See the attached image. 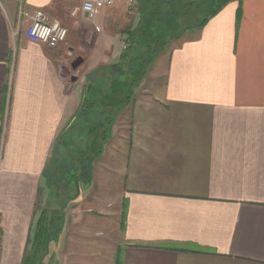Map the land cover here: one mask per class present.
Here are the masks:
<instances>
[{
    "label": "crops",
    "instance_id": "crops-1",
    "mask_svg": "<svg viewBox=\"0 0 264 264\" xmlns=\"http://www.w3.org/2000/svg\"><path fill=\"white\" fill-rule=\"evenodd\" d=\"M83 1L0 0V264H22L40 208L64 212L55 264H264V0L228 1L159 53L68 199L45 178L51 150L87 83L104 90L124 63L129 21L125 0L72 15ZM36 9L67 29L63 42L26 38L21 11Z\"/></svg>",
    "mask_w": 264,
    "mask_h": 264
},
{
    "label": "trees",
    "instance_id": "trees-1",
    "mask_svg": "<svg viewBox=\"0 0 264 264\" xmlns=\"http://www.w3.org/2000/svg\"><path fill=\"white\" fill-rule=\"evenodd\" d=\"M228 1L231 0H149L143 3L142 6L146 10L141 13V23L128 35L129 44L121 55L124 62L122 64L129 61L127 69L122 74H113L109 88L101 90L106 92L99 99V105L102 106L101 119L90 128L92 131L101 128L102 132L96 133L95 136H101V140H105L108 126L116 113L128 103L131 95L129 91L141 79L156 53L172 41L181 38L187 31L202 27ZM115 66L117 68L119 64ZM123 74L125 78L121 77ZM95 98H97L95 95L91 96V99L84 96L77 114L91 108L97 100ZM58 137L59 135L57 139ZM100 153L101 143L91 140L81 153L83 157V164L79 169L81 175H77L74 169L69 173L71 184L74 182L73 185H76L82 180L87 183L91 179V162ZM63 223L62 209L40 208L29 234L27 253L23 257L22 264H55L47 260V255L50 244L58 240ZM115 264H120L118 255Z\"/></svg>",
    "mask_w": 264,
    "mask_h": 264
},
{
    "label": "rangeland",
    "instance_id": "rangeland-1",
    "mask_svg": "<svg viewBox=\"0 0 264 264\" xmlns=\"http://www.w3.org/2000/svg\"><path fill=\"white\" fill-rule=\"evenodd\" d=\"M137 8H138V3H137V6L133 7V8H129L126 6V12H127V16L129 17L128 18L129 21H124L121 24L120 33H119V37H118L119 42H121L123 44V48H125L127 46V44H129V36H128V33H126V30L131 27L133 20L136 24L135 18L137 17L136 16L137 15L136 14ZM130 22H131V24H129ZM182 39H177V40L172 41L170 44L164 46L161 51L157 52L156 55L150 61L149 66L146 69V72H148L150 70L155 58L159 55V53L164 52L165 54H167L170 49L179 45ZM123 48L121 50L120 55H122L123 51L125 50ZM132 54H134V53H132ZM128 63H129V61H126L124 65L119 64L120 67L118 66L117 68H114L115 66L109 64V65L103 66V69L105 70L104 72H113L112 70L114 68L115 69L114 74H118V73L122 74L127 69ZM121 66L122 67L124 66V68H122ZM67 67L69 70H71L70 65H67ZM145 75H146L145 73L142 75L141 79L137 82V84L145 77ZM121 77L125 78L124 74ZM67 79H68V76H67ZM103 79H104L103 80L104 82L101 81L102 83H100V85H98V87H100L101 85L104 84L105 87L109 88V86H110L109 82L111 81L110 78L108 79V81L106 80V78H103ZM104 85H103V87H104ZM92 87H93V83L89 81L87 83V92H85V96H87L88 99L89 98L91 99V96L95 95L97 97L95 99H97V100L94 99L95 103L93 104V106L91 105L92 106L91 108H87L86 106H84L87 109L85 110V112L83 110V113L77 114V116L73 120V123L71 124V126L67 125L66 127H63L61 129V131H60L61 134H59V137H58L57 141L55 142V144L53 145V148L51 150V156H50L49 163L47 165V169L45 172V178L47 179L49 184L51 186L55 187L54 189L57 191V193H61V194L64 193V195H65L64 197H68V199H71V197L79 195V192L83 191V189H81V188L84 185H89L91 183V179H90L87 183L82 180L81 182H79L76 185H73L74 182L71 184V181H69V178H68L69 173H71L70 171L72 169H74L75 173L77 175H81V170H79V169H80V166L83 164L82 163L83 157L81 156V153L84 152V148L93 139L95 140L96 143H101V136L97 137V136H95V134L96 133L100 134L102 132V129L98 128V129H93V131H92L90 126L94 125V123L97 120L101 119L100 110L102 108H100V107H102V106L99 105L100 104L99 99H100V96L106 94V92H101L100 89L95 90ZM141 90H142V88H140V89H138V87L136 88V92H141ZM129 92L132 93L133 90L131 89ZM130 97H131V95H130ZM96 108H98V109H96ZM123 108L124 107H122V109ZM109 133H110V127H109V131H108V136H109ZM106 136H107V134H106ZM105 140H106V138H105ZM72 174H73V172H72ZM73 177H75V175H73ZM67 193H68V195H67ZM88 204L91 205V203H88ZM117 204H113V207L110 208L109 211L115 212L114 220L117 219L118 226H117V229L116 228L114 229L115 231L113 230V232H114V234L118 233L120 236L122 234V228H123V216L122 215H123L124 207H123L122 202H118ZM114 208H116V209H114ZM48 209H50V208H48ZM62 212H63V210H62ZM63 214H64V212H63ZM116 216H117V218H115ZM113 244L114 243H112V242H105L104 247H106V248L110 247V248L114 249ZM118 261L120 263V257L119 256H118ZM115 263H116V257H115Z\"/></svg>",
    "mask_w": 264,
    "mask_h": 264
},
{
    "label": "built area",
    "instance_id": "built-area-1",
    "mask_svg": "<svg viewBox=\"0 0 264 264\" xmlns=\"http://www.w3.org/2000/svg\"><path fill=\"white\" fill-rule=\"evenodd\" d=\"M116 0H84L81 5L72 10V15L77 11L83 12L85 17L93 18L102 8L114 4ZM126 6H137L138 0H125ZM21 15L28 18L29 24L25 30V36L29 41L56 46L63 42L67 35V29L57 20L49 17L43 10L36 9L32 13L21 11Z\"/></svg>",
    "mask_w": 264,
    "mask_h": 264
}]
</instances>
